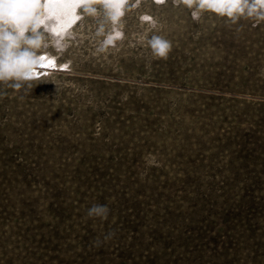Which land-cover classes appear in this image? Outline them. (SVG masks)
<instances>
[{"label":"rangeland","instance_id":"1","mask_svg":"<svg viewBox=\"0 0 264 264\" xmlns=\"http://www.w3.org/2000/svg\"><path fill=\"white\" fill-rule=\"evenodd\" d=\"M143 13L168 59L139 41ZM125 21L118 50L94 55L85 17L67 70L0 86V264H264V24L171 0Z\"/></svg>","mask_w":264,"mask_h":264},{"label":"clouds","instance_id":"2","mask_svg":"<svg viewBox=\"0 0 264 264\" xmlns=\"http://www.w3.org/2000/svg\"><path fill=\"white\" fill-rule=\"evenodd\" d=\"M142 3L143 0H0V86L30 89L43 77L67 70L70 61L57 65V60L76 40L74 29L85 17L97 24L94 55L106 56L118 50L126 39L125 17ZM152 3L166 5L168 0ZM171 4L187 9L197 23L207 13L233 25L242 20L251 21L254 27L264 24V0H171ZM138 20L143 27L139 41L146 43L154 59H168L173 46L169 39L156 34L159 19L143 13ZM109 213L106 204H93L86 215L107 221ZM114 235L110 232L104 240Z\"/></svg>","mask_w":264,"mask_h":264},{"label":"bare ground","instance_id":"3","mask_svg":"<svg viewBox=\"0 0 264 264\" xmlns=\"http://www.w3.org/2000/svg\"><path fill=\"white\" fill-rule=\"evenodd\" d=\"M239 56H240V55H239ZM121 62H122V61H121ZM123 62H124V61H123ZM123 62H122V63H123ZM125 65H126V64H124V66H125ZM121 66H123V64H122ZM124 66L121 67V68L123 69ZM123 70H124V69H123ZM138 70H139V69H138ZM112 71H113V70H112ZM120 71H122V70H120ZM114 72H115V71H114ZM126 72H127V71H126ZM101 74H102V73H101ZM113 74H114V73H113ZM113 74H112V75H113ZM120 74H123V73H120ZM136 74H137V73H136ZM110 75H111V74H110ZM127 75H128V74H127ZM131 75H132V74H131ZM137 75H140V74H137ZM113 76H114V75H113ZM116 76H117V75H116ZM125 76H126V75H125ZM133 76H134V75H133ZM140 76H141V75H140ZM101 77H102V76H101ZM111 77H112V76H111ZM114 77H115V76H114ZM131 77H132V76H131ZM105 78H106V77H105ZM120 78H121V77H120ZM131 79H132V78H131ZM135 79H137V76H136ZM142 79H143V78H142ZM117 80H118V79H117ZM127 80H128V79H127ZM218 80H219V79H218ZM118 82H119V81H118ZM118 82H117V83H118ZM137 82H138V81H137ZM139 82H140V81H139ZM100 83H101V81H100ZM115 83H116V82H115ZM119 83H120V82H119ZM124 83H125V82H124ZM131 84H132V83H131ZM99 85H100V84H99ZM110 85H111V84H110ZM117 85H118V84H117ZM137 85H138V84H137ZM137 85H136V86H137ZM102 86H103V85H102ZM104 86H105V85H104ZM104 86H103V88H104ZM118 86H119V85H118ZM125 86H126V85H125ZM127 86H128V85H127ZM105 87L107 88V85H106ZM110 87H111V86H110ZM121 87H122V86H121ZM128 87H129V86H128ZM108 88H109V87H108ZM108 88H107V89H108ZM112 88H113V87H112ZM132 88H133V87H132ZM138 88H139V87H138ZM138 88H137V89H138ZM116 89H117V88H116ZM121 89H122V88H121ZM125 89H126V88H125ZM128 89H131V88H128ZM110 90H111V89H110ZM112 90H114V89H112ZM131 90H132V89H131ZM135 90H136V89H135ZM97 91H98V90H97ZM120 91H121V90H120ZM124 91H125V90H124ZM129 91H130V90H129ZM138 91H139V90H138ZM149 91H150V90H149ZM110 92H111V91H110ZM127 92H128V91H127ZM127 92H126V93H127ZM133 92H134V91H133ZM102 93H103V92H102ZM105 93H106V92H105ZM107 93H108V92H107ZM115 93H116V92H115ZM135 93L137 94V92H135ZM99 94H100V92L98 93V95H99ZM117 94H119V92H117ZM122 94H123V93H122ZM127 94H129V93H127ZM133 94H134V93H133ZM145 94H146V93H145ZM149 94H150V93H149ZM95 95H96V93H95ZM98 95H97V96H98ZM119 95H120V94H119ZM119 95H118V96H119ZM142 95H143V93H142ZM142 95H141V96H142ZM107 96L109 97V94H108ZM122 96H123V95H122ZM124 96H125V95H124ZM105 97H106V96H105ZM105 97H103V98H105ZM108 97H107V98H108ZM131 97H132V96H131ZM137 97H138V95H137ZM137 97H136V99H137ZM147 97H148V96H147ZM99 98H101V97L99 96ZM109 98H110V97H109ZM148 98H149V97H148ZM151 98H152V97H151ZM128 99H129V98H128ZM128 99H127V100H128ZM133 99H134V97H133ZM141 99H142V98H141ZM100 100H101V99H100ZM103 100H104V99H103ZM115 100H116V99H115ZM117 100H118V99H117ZM123 100H124V99H123ZM139 100H140V97H139ZM154 100H155V99H154ZM113 101H114V100H113ZM120 101H121V100H120ZM125 101H126V100H125ZM125 101H124V102H125ZM133 101H134V100H133ZM152 101H153V100H152ZM167 102H168V100H167ZM111 103H113V102H111ZM111 103H110V104H111ZM125 103H126V102H125ZM139 105H140V103H139ZM81 127H82V126H81ZM71 128H72V127H71ZM73 128H74V127H73ZM82 131H83V130H82ZM106 134H107V133H106Z\"/></svg>","mask_w":264,"mask_h":264}]
</instances>
